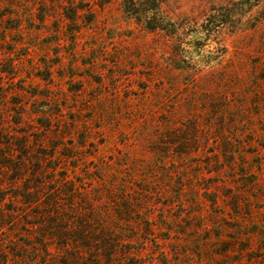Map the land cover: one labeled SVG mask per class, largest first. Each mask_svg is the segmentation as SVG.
Returning a JSON list of instances; mask_svg holds the SVG:
<instances>
[{
  "label": "rangeland",
  "instance_id": "374dc122",
  "mask_svg": "<svg viewBox=\"0 0 264 264\" xmlns=\"http://www.w3.org/2000/svg\"><path fill=\"white\" fill-rule=\"evenodd\" d=\"M242 2L0 0V264H264Z\"/></svg>",
  "mask_w": 264,
  "mask_h": 264
},
{
  "label": "trees",
  "instance_id": "16d2710c",
  "mask_svg": "<svg viewBox=\"0 0 264 264\" xmlns=\"http://www.w3.org/2000/svg\"><path fill=\"white\" fill-rule=\"evenodd\" d=\"M242 1H243V2L241 3V5H243V4H244V5H249V4H250V5H251V4L254 3V2H255L256 5H257V4H259V2L262 1V0H242ZM63 230H64V229H63Z\"/></svg>",
  "mask_w": 264,
  "mask_h": 264
}]
</instances>
